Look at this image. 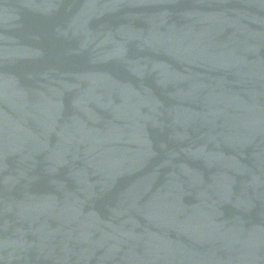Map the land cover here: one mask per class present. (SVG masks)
<instances>
[{"label": "water", "instance_id": "water-1", "mask_svg": "<svg viewBox=\"0 0 264 264\" xmlns=\"http://www.w3.org/2000/svg\"><path fill=\"white\" fill-rule=\"evenodd\" d=\"M0 264H264V0H0Z\"/></svg>", "mask_w": 264, "mask_h": 264}]
</instances>
